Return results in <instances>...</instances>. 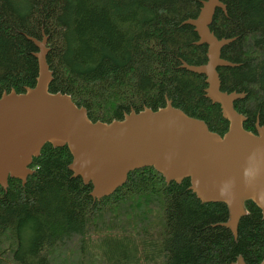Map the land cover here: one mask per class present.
Returning a JSON list of instances; mask_svg holds the SVG:
<instances>
[{
    "label": "trees",
    "instance_id": "trees-1",
    "mask_svg": "<svg viewBox=\"0 0 264 264\" xmlns=\"http://www.w3.org/2000/svg\"><path fill=\"white\" fill-rule=\"evenodd\" d=\"M201 0H0V95L33 87L37 49L25 35L47 37L49 92L67 94L92 121L121 120L130 110L153 111L165 98L223 135L228 122L204 96L203 75L180 68L206 62L192 26ZM209 26L233 38L217 69L225 92L245 93L234 108L245 130L264 125V0H222ZM66 147L45 144L25 184L0 187V264H259L264 217L251 201L237 238L218 224L224 203L201 202L189 180L167 183L152 167L131 171L99 200L73 177Z\"/></svg>",
    "mask_w": 264,
    "mask_h": 264
},
{
    "label": "water",
    "instance_id": "water-1",
    "mask_svg": "<svg viewBox=\"0 0 264 264\" xmlns=\"http://www.w3.org/2000/svg\"><path fill=\"white\" fill-rule=\"evenodd\" d=\"M199 13L182 24L192 26L196 45L206 46V62L190 65L180 60V68L203 75L204 96L218 104L228 122L219 135L203 120L190 117L172 106L153 111L130 110L121 120L92 122L84 107L71 97L49 92L52 72L47 64V37L41 40L25 35L37 51V76L33 87L23 93L13 89L0 95V187L6 190L8 179L25 184L33 173V158L42 147H66L71 155L68 169L83 184H90V196L99 200L121 187L128 174L152 167L167 183L188 179L189 190L203 203H224L228 220L218 225L237 238L239 220L245 216V201H251L264 217V125L255 122V132L245 130L246 118L234 108L245 93L221 91L217 69L236 64L221 58V50L233 38L218 39L209 26L217 9L227 14L222 0H201ZM247 174V175H246ZM227 192L221 195V189ZM235 264H245L242 257ZM264 264V259L259 263Z\"/></svg>",
    "mask_w": 264,
    "mask_h": 264
},
{
    "label": "clouds",
    "instance_id": "clouds-1",
    "mask_svg": "<svg viewBox=\"0 0 264 264\" xmlns=\"http://www.w3.org/2000/svg\"><path fill=\"white\" fill-rule=\"evenodd\" d=\"M247 175V174H246ZM227 186L221 189V195H224L227 192Z\"/></svg>",
    "mask_w": 264,
    "mask_h": 264
}]
</instances>
